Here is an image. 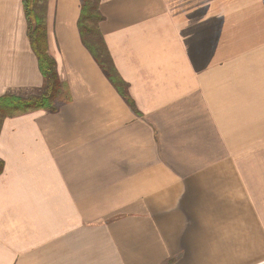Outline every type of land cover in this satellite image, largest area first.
<instances>
[{
    "label": "crops",
    "instance_id": "0c3cea01",
    "mask_svg": "<svg viewBox=\"0 0 264 264\" xmlns=\"http://www.w3.org/2000/svg\"><path fill=\"white\" fill-rule=\"evenodd\" d=\"M47 0L69 99L0 130V264H264V0H100L131 107ZM44 84L0 0V96Z\"/></svg>",
    "mask_w": 264,
    "mask_h": 264
},
{
    "label": "trees",
    "instance_id": "16d2710c",
    "mask_svg": "<svg viewBox=\"0 0 264 264\" xmlns=\"http://www.w3.org/2000/svg\"><path fill=\"white\" fill-rule=\"evenodd\" d=\"M46 5L47 0H23L27 37L44 84L37 92L27 95L5 93L0 96V130L6 118L37 110L55 111L57 102L69 99L67 86L59 79L55 61L47 52ZM99 5L100 0H81L77 19L81 42L116 91L134 107L127 93V84L117 72L103 39L99 26L103 15ZM2 170L3 161L0 159V174Z\"/></svg>",
    "mask_w": 264,
    "mask_h": 264
}]
</instances>
